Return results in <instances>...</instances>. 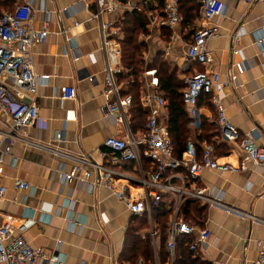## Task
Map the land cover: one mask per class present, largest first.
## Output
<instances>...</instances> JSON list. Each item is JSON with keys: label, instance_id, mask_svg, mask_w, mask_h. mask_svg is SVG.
Segmentation results:
<instances>
[{"label": "crops", "instance_id": "crops-1", "mask_svg": "<svg viewBox=\"0 0 264 264\" xmlns=\"http://www.w3.org/2000/svg\"><path fill=\"white\" fill-rule=\"evenodd\" d=\"M8 1L11 10L2 8L0 15L30 2L32 26L43 29L48 25L47 42L36 46L33 53L37 76L49 79L38 88L36 125L0 163V185L7 188L0 200V222L7 215L36 220L25 233L26 240L49 257L59 256L64 264H128L122 260L132 218L126 206L105 188L90 192L87 184L76 179L63 183L81 156L93 154L98 161L97 152L105 150V140L126 133L125 125L106 120V60L99 28L92 19L94 6L87 8L80 0ZM219 1L225 6L222 16L208 22L200 8V19L194 23L196 28L208 24L216 35L207 42L212 62L200 69L219 73L222 80L231 78V86L223 91L227 117L241 138L251 134L257 145L264 147V42L259 43L264 37V4L257 0ZM121 17L120 13L107 14L104 19L118 22ZM187 32L182 22L177 42L171 38L166 42L155 32L150 41L155 52H164L182 74L192 67L186 58ZM146 56L148 61L150 56ZM124 85H120L122 95L128 91V84ZM66 88L77 91L76 100H62ZM163 114L166 124L168 109ZM201 115L207 124H213L209 109L202 108ZM128 118L131 127L130 111ZM5 121L0 114V128ZM193 135L191 140L196 143L195 131ZM212 141L226 145L217 151L219 163L237 166L241 162L243 151L238 141ZM205 145L199 146L203 149ZM122 169L135 172L131 165ZM16 179L29 183L31 189L16 191ZM199 185L239 212L208 207L205 228L211 238L208 248L200 252L202 256L211 264H254L256 243L264 239V224L259 222L264 221V169L253 168L243 174L208 172ZM158 247L157 239L155 250Z\"/></svg>", "mask_w": 264, "mask_h": 264}, {"label": "built area", "instance_id": "built-area-1", "mask_svg": "<svg viewBox=\"0 0 264 264\" xmlns=\"http://www.w3.org/2000/svg\"><path fill=\"white\" fill-rule=\"evenodd\" d=\"M88 8L94 6L92 19L97 24L101 35V50L106 60L104 92L106 120L110 123L123 124L126 133L123 137H110L105 140V150L97 152L98 161L93 154L81 156L72 171L65 175L64 184L78 180L87 184L90 192L105 188L119 202L123 203L132 216L151 215L153 206H157L163 195L171 196L175 202L174 213L170 219L167 249L174 263L176 239L179 235H195L196 242L191 246L192 252H201L208 248L211 233L207 228L195 227L181 217L182 206L188 200H196L211 208H222L227 213H239L224 205L220 198L208 194L198 186L208 172L218 174H243L251 169H264V147L258 146L255 138L248 134L242 138L243 158L237 166L219 163L213 145H205L202 156L198 158L196 143L187 141V150L182 160L174 157V148L170 133L164 120L168 101L160 92L157 70H146L141 95V106L150 111L145 126V133L135 135L129 125V111L132 105L130 96H123L117 75L121 72V45L118 41L119 29L116 21L105 20V15L121 16L128 11L145 14L150 21L148 30L151 34L161 33L165 29L171 33V41H178V32L183 22L180 13V0H165L161 9L155 4L154 10L142 6L139 1L122 3L120 0H80ZM264 4V0H257ZM205 20L208 22L224 14L225 6L219 0H198ZM34 9L30 2L18 5L11 12L0 15V114L6 120L0 128V163L9 154L11 147L25 141L28 130L39 119V107L36 102L40 84L49 76H37L34 65L33 50L45 44L48 39V25L43 29L32 26ZM264 30V28H263ZM150 35H142L147 44ZM216 37L208 24L196 28L191 42L187 45L186 58L190 65L207 67L212 57L207 49L209 39ZM264 37L259 43L263 44ZM185 89L183 101L190 110L193 131L201 127L202 115L198 109V100L203 94L211 95V104L217 113L221 142L233 144L239 141V132L227 117L223 105V91L231 86V78L222 80L219 73L211 70L194 72L183 77ZM124 85V84H123ZM125 86V85H124ZM63 101L76 100L77 91L66 88L61 96ZM163 118V119H162ZM61 140V135H58ZM147 163V165H146ZM131 165L134 173L122 168ZM184 168L188 176L175 173ZM3 170L0 168V174ZM16 191H29V183L16 179L13 184ZM7 192L0 185V200ZM36 220L25 216L17 220L11 215L0 222V264H64L59 256H47L41 249H34L25 238V233L36 224ZM264 224V221H259ZM75 228V224L71 229ZM153 244L157 238L153 233ZM257 259L254 264H264V239L257 241ZM136 264H144L142 260ZM160 264L157 252L156 263Z\"/></svg>", "mask_w": 264, "mask_h": 264}, {"label": "trees", "instance_id": "trees-1", "mask_svg": "<svg viewBox=\"0 0 264 264\" xmlns=\"http://www.w3.org/2000/svg\"><path fill=\"white\" fill-rule=\"evenodd\" d=\"M131 0H120L122 3H127ZM165 0H142L139 3L154 10L155 4L161 9ZM10 1L0 0V9L5 8L11 10ZM200 4L198 0H180V13L183 17V27L192 30L187 34L189 43L192 40V35L196 30L195 22L200 19ZM150 24L149 18L138 11L125 12L116 23L119 29L118 41L121 45L122 70L117 75L118 83L123 85L128 84V91L123 93V96L132 98L130 108L131 114V129L134 133H145V126L150 116V111L141 106V95L144 86V73L146 70H157L160 92L163 93L168 101V118L166 120L167 128L170 133L174 148V157L177 160H182L184 153L187 150V141L191 140L193 130L191 124L193 119L190 110L183 101V83L182 75H190L192 69L184 74L180 73L179 68L169 62L164 52L158 51L151 61L146 60V55L149 52V46L142 39V35H150L148 30ZM161 36L165 41L170 40L171 33L162 29ZM194 69L201 70V66L194 64ZM180 73V74H179ZM184 77V76H183ZM199 110L202 108L209 109L214 117L213 124H207V119L202 116L201 127L195 130L197 134L196 149L198 158L202 156V149L199 145L202 143L211 144L217 151L223 150L225 144H216L212 140L221 138L220 128L217 123V113L211 104V95L203 94L198 100L197 105ZM242 138L239 137L238 143L241 144ZM199 144V145H198ZM219 145V146H218ZM147 165V163H146ZM182 176H188L184 168L175 171ZM200 187V185L198 184ZM176 202L169 195H163L160 203L153 206L151 215L132 216L131 222L126 232L125 248L122 252V260L128 264H136L142 260L144 264L156 263V252L160 264H168L171 256L167 249L169 240L170 219L174 213ZM208 206L196 200H188L182 206L180 215L187 223L198 227L205 228L207 221ZM153 233L159 240V247L156 248L153 244ZM196 242L195 235H179L176 239V250L173 264H211L202 254L192 252L191 246Z\"/></svg>", "mask_w": 264, "mask_h": 264}, {"label": "rangeland", "instance_id": "rangeland-1", "mask_svg": "<svg viewBox=\"0 0 264 264\" xmlns=\"http://www.w3.org/2000/svg\"><path fill=\"white\" fill-rule=\"evenodd\" d=\"M8 12H11V11H8ZM189 31H191L192 29L191 28H189L188 29ZM151 37H152V34H151ZM152 39V38H151ZM146 43V42H145ZM148 46H149V52L147 53V54H149V60H148V62L149 61H151L154 57H155V55H156V53L158 52H155L156 51V49H154L153 48V46H152V44L150 43H148ZM183 56V55H182ZM165 57H166V59L169 61V62H171L175 67L177 66V64H176V62H174L173 60H171V59H168V57H167V55L165 54ZM148 59V57L146 56V60ZM190 69H192V72H198V71H201V70H197V69H194V67H190ZM189 69V70H190ZM179 71H180V69H179ZM180 74V73H179ZM182 77V76H181Z\"/></svg>", "mask_w": 264, "mask_h": 264}]
</instances>
